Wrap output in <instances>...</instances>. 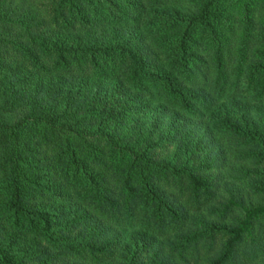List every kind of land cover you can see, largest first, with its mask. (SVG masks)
Returning <instances> with one entry per match:
<instances>
[{
  "label": "trees",
  "instance_id": "trees-1",
  "mask_svg": "<svg viewBox=\"0 0 264 264\" xmlns=\"http://www.w3.org/2000/svg\"><path fill=\"white\" fill-rule=\"evenodd\" d=\"M0 264H264V0H0Z\"/></svg>",
  "mask_w": 264,
  "mask_h": 264
}]
</instances>
